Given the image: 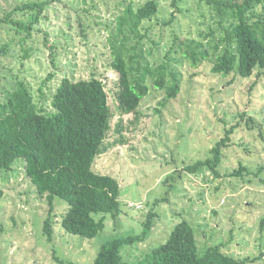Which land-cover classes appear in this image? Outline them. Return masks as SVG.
Returning <instances> with one entry per match:
<instances>
[{
	"label": "rangeland",
	"instance_id": "1",
	"mask_svg": "<svg viewBox=\"0 0 264 264\" xmlns=\"http://www.w3.org/2000/svg\"><path fill=\"white\" fill-rule=\"evenodd\" d=\"M25 1L29 0H0V17L7 8ZM146 1L51 0L36 24L38 33L29 41V53L25 56L19 47H11L8 54H0L6 65H0V70L10 68L7 77L0 74V91L3 81L11 82L10 76L18 74L31 87L36 103L47 109L63 77L105 80L114 111L105 143L118 141L96 157L94 170L118 180L123 209L117 219L106 214L104 229L86 238L61 226L68 205L56 197L49 241L43 234L48 202L37 194L23 163L16 162L11 171L0 170V264H59V260L94 264L100 245L109 237L140 236L151 210L156 215L150 233L123 248L127 261L142 258L185 219L194 227L200 252L218 244L236 258L264 264V75L242 78L236 72L213 73L215 57L207 44H213L214 38L208 34L219 37L221 33L209 8L197 0H183L175 12L172 0H156L159 11L144 21L147 31H141L145 56L151 64L170 62L178 73L180 90L160 106L164 90L150 86L136 112L116 114L112 100L117 73L110 65L106 27L115 26V16L125 4ZM13 35L8 26H0V44ZM191 40L203 42L210 51V57L198 65L183 54ZM50 73L53 76L46 81ZM236 123L240 125L218 166L221 176L215 177L207 168L196 173L184 170L209 157L225 129ZM240 165L246 167L241 176L228 175Z\"/></svg>",
	"mask_w": 264,
	"mask_h": 264
},
{
	"label": "trees",
	"instance_id": "2",
	"mask_svg": "<svg viewBox=\"0 0 264 264\" xmlns=\"http://www.w3.org/2000/svg\"><path fill=\"white\" fill-rule=\"evenodd\" d=\"M50 1L29 0L4 11L0 26H8L14 35L10 41L0 44L1 55L8 54L11 47H19L25 56L29 53V41L38 33L36 24ZM182 1L172 0L175 12L180 11ZM197 2L209 8L221 33L219 37L214 32L208 34L214 38L213 44H207L215 57L211 71L221 76L236 72L242 78L254 73L257 77L264 75V0ZM158 11L156 0H147L141 5L131 2L115 16V26L106 24L110 65L117 73L112 101L115 113L120 116L136 112L150 86L164 90L165 100L160 106L175 98L180 90L178 73L170 62L151 64L145 56V35L141 31L147 28L143 23L152 20ZM182 44L177 43L180 48ZM185 45L187 49L183 54L193 65L210 57L209 48L203 42L191 40ZM2 61L0 59V63ZM0 65L6 67L3 62ZM2 68L0 74L7 77L10 68L3 72ZM52 76L50 73L45 80ZM10 78L11 82L3 81L5 87L0 91V170L9 172L16 162L23 163L37 194L48 202V216L43 222L47 240L53 238L52 214L56 197L68 205L61 217V226L69 233L94 238L104 229L106 214L117 219L123 210L118 180L94 170L96 157L118 141L105 143L114 116L105 80L95 76L77 81L63 77L53 93L51 109H47L36 103L24 79L18 74ZM239 125L226 128L225 135L211 147L209 157L188 164L184 170L196 173L207 168L215 177L221 176L218 166L224 148ZM261 137L264 140L263 133ZM120 140L124 141V136ZM245 169L240 165L228 175L241 176ZM97 214H100L98 218ZM155 215L152 210L146 214L140 236L118 235L104 241L94 264H263L256 259L236 258L225 253L218 244L200 252L194 227L185 219L177 222L166 240L152 247L142 258L125 260L123 248L143 240L150 233ZM261 228H264V217ZM58 263L75 264L63 260Z\"/></svg>",
	"mask_w": 264,
	"mask_h": 264
},
{
	"label": "built area",
	"instance_id": "3",
	"mask_svg": "<svg viewBox=\"0 0 264 264\" xmlns=\"http://www.w3.org/2000/svg\"><path fill=\"white\" fill-rule=\"evenodd\" d=\"M137 207H139L140 205H136ZM141 207V206H140Z\"/></svg>",
	"mask_w": 264,
	"mask_h": 264
}]
</instances>
